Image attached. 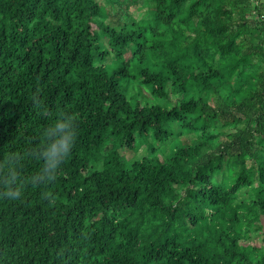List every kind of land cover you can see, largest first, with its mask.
Returning a JSON list of instances; mask_svg holds the SVG:
<instances>
[{
	"label": "trees",
	"instance_id": "trees-1",
	"mask_svg": "<svg viewBox=\"0 0 264 264\" xmlns=\"http://www.w3.org/2000/svg\"><path fill=\"white\" fill-rule=\"evenodd\" d=\"M62 113L70 154L31 182ZM10 172L0 264H264V2L0 0Z\"/></svg>",
	"mask_w": 264,
	"mask_h": 264
},
{
	"label": "clouds",
	"instance_id": "clouds-1",
	"mask_svg": "<svg viewBox=\"0 0 264 264\" xmlns=\"http://www.w3.org/2000/svg\"><path fill=\"white\" fill-rule=\"evenodd\" d=\"M74 117L61 114V117L50 122L43 132L44 143L40 146L43 166L31 182L47 183L55 178L62 161L70 154L76 131L73 128ZM16 172L0 177V196L16 199L23 195L25 184Z\"/></svg>",
	"mask_w": 264,
	"mask_h": 264
},
{
	"label": "rangeland",
	"instance_id": "rangeland-1",
	"mask_svg": "<svg viewBox=\"0 0 264 264\" xmlns=\"http://www.w3.org/2000/svg\"><path fill=\"white\" fill-rule=\"evenodd\" d=\"M144 10L140 11V12H143ZM132 12L135 14V15H138L139 16V13H136L134 10H132ZM145 15V14H144ZM139 88V89H138ZM137 86H131L129 88V92H136L137 90H140V92L142 93L143 96H147L148 95V92L147 90L143 87V86H140L138 87ZM123 154H125L126 156H128V158H136V157H139L143 154H146L147 153V150L144 146H142L137 152H132L130 150H127V149H123L121 151ZM251 244H260V237H253L251 240H249Z\"/></svg>",
	"mask_w": 264,
	"mask_h": 264
},
{
	"label": "built area",
	"instance_id": "built-area-1",
	"mask_svg": "<svg viewBox=\"0 0 264 264\" xmlns=\"http://www.w3.org/2000/svg\"><path fill=\"white\" fill-rule=\"evenodd\" d=\"M256 2H261V3H263V2H264V0H256Z\"/></svg>",
	"mask_w": 264,
	"mask_h": 264
}]
</instances>
